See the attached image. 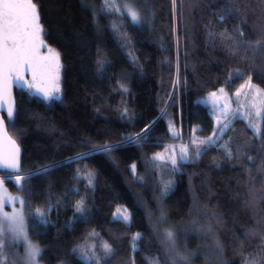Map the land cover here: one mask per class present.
I'll return each mask as SVG.
<instances>
[{"label":"trees","instance_id":"16d2710c","mask_svg":"<svg viewBox=\"0 0 264 264\" xmlns=\"http://www.w3.org/2000/svg\"><path fill=\"white\" fill-rule=\"evenodd\" d=\"M31 3L44 43L59 54L60 99L15 89L14 120L3 119L20 163L0 176L11 175L5 183L21 192L37 261L86 264L73 250L103 257L107 243L106 264H181L162 240L163 223L186 264H264V108L258 132L236 117L198 158L192 144L215 129L200 98L219 89L232 95L246 81L264 93V0ZM176 144L191 148L178 170L153 159ZM105 145L113 147L95 151ZM17 176H27L22 186ZM80 200L84 216L75 213ZM120 206L127 223L114 220Z\"/></svg>","mask_w":264,"mask_h":264},{"label":"snow or ice","instance_id":"6c2138e0","mask_svg":"<svg viewBox=\"0 0 264 264\" xmlns=\"http://www.w3.org/2000/svg\"><path fill=\"white\" fill-rule=\"evenodd\" d=\"M175 3V0H173ZM23 10V11H22ZM118 10V9H117ZM125 14L130 17V20L133 24H138L140 22V15L139 13L131 8H125ZM39 17L38 13L36 12V6L31 3V0H24V2H20V0H2L0 3V30L3 32L2 41H0V113L3 112L5 103H7L8 97L10 95V88L13 84H16L18 87H23L21 81L24 80L23 73L25 72L26 68L32 72L33 79L36 78L37 72L44 67V61H48L51 57H39L37 55L36 50V40L39 39L40 33L42 29L38 23ZM243 36V33L240 34ZM40 43L42 44L43 41L41 40ZM251 47V45H249ZM50 53L53 50H49ZM55 69L57 75L54 77V87L49 88H36L35 94L41 95V98L44 101H51V100H59L60 96L58 93L60 92L58 80V72H59V54H55ZM103 69V63L101 62V69ZM241 75L239 71L231 73L229 76V80L233 78H237ZM250 85V82H249ZM244 86L242 85L241 88ZM34 88V85L29 83L28 89L31 90ZM223 89L218 90V92L223 93ZM240 90L238 89L236 93L233 95H239ZM29 94H33L29 91ZM209 97L212 101V107L216 108L219 106V101L222 96H219L217 92H212L209 94ZM202 103L207 104L208 100H203ZM127 112V109L124 110ZM16 114L15 103L14 101L8 105L7 107V119L11 123L14 120ZM224 116H227V112L225 111ZM0 124H2V118H0ZM222 127H219L220 125ZM217 125L218 127L214 129L213 134L206 139L203 140H193L192 144L196 145V157L198 158L204 152L208 151L210 148L215 147L218 144L217 139V131L223 133L230 125L228 123H223V121L218 117L217 118ZM170 130L173 131V136L176 135L175 131L171 128ZM142 137L138 135L135 140H139ZM129 142H135V140L131 137L126 138ZM12 144V152L11 154H5L2 162H0V175H3L7 170H16L19 168V148L15 146V141L9 140ZM113 146L105 145L102 149H95V151H110ZM230 147V145L225 144L221 145V150ZM167 151V150H166ZM191 152V148L188 145L183 146L180 149V154L177 156L175 152L170 157L171 164L174 170L177 169V165L179 162H184L189 159V155ZM86 154H80V156H84ZM229 158H231V152L227 153ZM154 160L157 161H165L166 157L163 154H155L153 157ZM251 160V158H249ZM135 166L133 165V170ZM49 169L47 167L38 169L36 173H30V175L35 174H42L47 172ZM9 181H11V175H7L5 177ZM27 179V176L20 177L17 176L15 183L20 184L22 186L23 180ZM172 182L169 181L164 185V190L162 195H165L171 188ZM13 201L17 200L18 197H12ZM8 197L5 195L4 197H0V204H7ZM23 203V202H21ZM50 210V207H49ZM88 212V209L84 206V201L80 200L76 202L75 205V213L79 216H84ZM35 215L38 216L42 222H47L45 217V212L42 209H36ZM122 220L123 222L127 223L130 220V216L127 213V210L124 209L121 211L117 209V212L114 213V220ZM4 221L10 223L11 225L18 226L22 224V216L18 213H13L9 216L8 213H4ZM168 240L174 241V234L169 231L166 233ZM141 238V234L137 233L133 236V248L135 250V242ZM95 246L93 245V248ZM28 259L29 264H34L35 259L40 254V249L35 245L29 244L28 246ZM104 248V256L99 257L96 256L93 252L91 255L88 254L82 248L74 249V252H79L81 259L86 262V264H101V261H104L106 264L107 258L111 255L112 249L111 246L107 243L103 245ZM0 264H3V261H0ZM181 264H186V260L181 258Z\"/></svg>","mask_w":264,"mask_h":264},{"label":"rangeland","instance_id":"374dc122","mask_svg":"<svg viewBox=\"0 0 264 264\" xmlns=\"http://www.w3.org/2000/svg\"><path fill=\"white\" fill-rule=\"evenodd\" d=\"M24 2V1H20ZM126 7H131L129 4H125L123 7V10L125 11ZM135 9V8H133ZM23 11V10H22ZM43 41L41 34L39 36V39L36 40V50L37 55L41 58L43 57H51L48 61H44V67H42L38 72L35 79H33L32 72L26 68L24 72V80L23 84L25 87L28 88V84L31 83L34 85V88L31 89L35 93L36 88H49L54 87L55 81L54 77L57 75L56 69H55V51L50 53V47H48L44 41L41 44L40 41ZM52 50V49H51ZM60 65V63H59ZM58 76L60 79V67ZM250 81H246L243 84V88L241 86L238 88L240 90L239 95H233L237 92V90L232 94H226L224 91L223 93H220L218 91L217 94L219 96H222V98L219 101V106L216 108L212 107V101L209 97V94L207 96L200 98V101L208 100V105L211 109V112L215 119V129L218 127L217 125V118L219 117L223 123L230 124L231 120L236 117L243 118L248 125L251 127V129L254 132H258L260 127V121L262 117V112L264 108V93L263 91L254 85ZM59 88L60 83L58 80ZM220 90V89H219ZM212 93V92H211ZM59 95V93H58ZM41 96V95H40ZM227 112V116H224V112ZM221 124L219 127H222ZM220 135V132L217 131V137ZM185 146V144H176L169 146L165 148L164 150L156 151L153 154V157L155 154H163L166 157L165 161L160 162H170V157L173 155V152L178 156L180 154V149ZM167 150V151H166ZM5 177L0 176V197H4L7 195L8 202L7 204H0V261H3V264H29L28 259V251H29V244L35 245L38 247L34 242L30 241L26 235V229H25V215H24V207H23V199L21 192H19V189H16L12 191L9 186L5 183ZM12 197H18L17 200L13 201ZM121 211H123L125 208L120 206ZM18 213L22 216V224L18 226H13L10 223L4 221V213H8L9 216H11L13 213ZM117 212V210H116ZM115 212V213H116ZM128 213V211H127ZM161 220L163 218L161 217ZM161 237L162 240L174 260V262H181V258H184L183 254L178 250L175 239L174 241L168 240L166 233L171 231L173 233V230L170 228L169 225H165L162 223L161 226ZM174 234V233H173ZM39 248V247H38ZM34 264H40L37 261V258L34 261Z\"/></svg>","mask_w":264,"mask_h":264},{"label":"water","instance_id":"95a60500","mask_svg":"<svg viewBox=\"0 0 264 264\" xmlns=\"http://www.w3.org/2000/svg\"><path fill=\"white\" fill-rule=\"evenodd\" d=\"M0 3H2V0H0ZM2 37H3V32H2V30H0V41H2ZM23 76H24V73H23ZM21 84L23 85V87H25V85L23 84V81H21ZM16 88H21V87H18L16 84H13L11 86L10 95L8 97L7 103H5L3 112L0 113V118H2V124H0V162H2L4 155L6 153L11 154V152H12V144L9 142V140H11V141H14V140L11 138V136L9 135V133L6 129L5 122L3 119V115H7V107L9 104H11L14 101V91ZM14 103H15V101H14ZM15 146L18 147L16 142H15ZM18 160L20 163V149H19ZM10 171H12V170H10Z\"/></svg>","mask_w":264,"mask_h":264}]
</instances>
